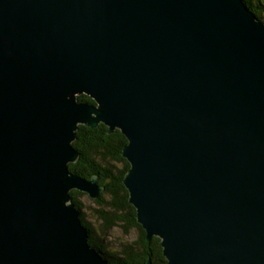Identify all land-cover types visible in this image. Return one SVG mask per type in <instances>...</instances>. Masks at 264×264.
<instances>
[{
	"label": "water",
	"instance_id": "95a60500",
	"mask_svg": "<svg viewBox=\"0 0 264 264\" xmlns=\"http://www.w3.org/2000/svg\"><path fill=\"white\" fill-rule=\"evenodd\" d=\"M99 124L167 264H264V25L242 0H0V264H109L70 197L102 188L68 170Z\"/></svg>",
	"mask_w": 264,
	"mask_h": 264
},
{
	"label": "trees",
	"instance_id": "16d2710c",
	"mask_svg": "<svg viewBox=\"0 0 264 264\" xmlns=\"http://www.w3.org/2000/svg\"><path fill=\"white\" fill-rule=\"evenodd\" d=\"M243 3L261 21L264 13V0H242ZM77 102L94 104L87 96H77ZM127 141L116 130L107 133V128L99 124L96 128L78 126L72 147L79 153V158L68 165L70 173L86 180L95 177L102 188L97 199L92 200L95 205L94 217L98 222L97 235L94 229L86 222L81 212L78 197L84 194L71 191L70 197L75 208L80 213V220L88 235V244L101 255L109 264H145L149 259L152 264H167L162 255L159 239L153 237L146 241L145 232L137 223L135 209L128 203V194L123 186V178L129 168L127 161L122 158L121 152ZM113 228H118L128 234L131 230L136 232V239L123 244L115 251H110L104 242Z\"/></svg>",
	"mask_w": 264,
	"mask_h": 264
},
{
	"label": "rangeland",
	"instance_id": "374dc122",
	"mask_svg": "<svg viewBox=\"0 0 264 264\" xmlns=\"http://www.w3.org/2000/svg\"><path fill=\"white\" fill-rule=\"evenodd\" d=\"M261 21H264V13H261ZM78 201L81 204V212L84 214L86 222L94 229L95 233L98 235V222L94 217L93 210L95 209V205L91 199H89L86 195L79 196ZM136 232L130 231L128 234L123 233L118 228H113L109 234L103 238V242L106 247L110 251H115L120 248L123 244L130 243L136 239ZM99 238L101 235L99 234Z\"/></svg>",
	"mask_w": 264,
	"mask_h": 264
},
{
	"label": "bare ground",
	"instance_id": "6f19581e",
	"mask_svg": "<svg viewBox=\"0 0 264 264\" xmlns=\"http://www.w3.org/2000/svg\"><path fill=\"white\" fill-rule=\"evenodd\" d=\"M71 145H72V144H71ZM76 152H77V151H76ZM77 153H78V152H77ZM78 158H79V153H78V157H77V159H78ZM77 159H76V161H77ZM76 161H75V162H76ZM75 162H74V163H75ZM72 164H73V163H72ZM68 165H69V164H68Z\"/></svg>",
	"mask_w": 264,
	"mask_h": 264
}]
</instances>
